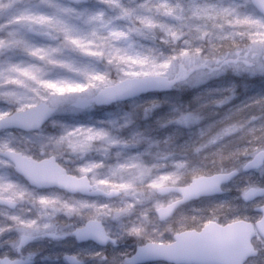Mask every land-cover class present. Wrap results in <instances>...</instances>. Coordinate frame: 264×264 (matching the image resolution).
I'll return each instance as SVG.
<instances>
[{
    "label": "clouds",
    "instance_id": "1",
    "mask_svg": "<svg viewBox=\"0 0 264 264\" xmlns=\"http://www.w3.org/2000/svg\"><path fill=\"white\" fill-rule=\"evenodd\" d=\"M171 8L174 22L162 24L146 50L109 45L92 58L116 80L140 78L137 60L147 59L152 83L131 94L83 112L57 107L28 125L15 117L37 86L6 79L0 264H130L150 238L173 234L194 213L199 223L192 226L208 219L246 226L221 264H264V0L195 7L176 0ZM96 107L106 111L93 119ZM98 130L106 135L98 139ZM96 143L148 157L141 177L120 181L133 187L118 190L99 177L80 147ZM37 156L58 158L81 186L34 179L19 161ZM161 181L167 190L157 189ZM194 181L202 186L193 188ZM97 222L101 231H89Z\"/></svg>",
    "mask_w": 264,
    "mask_h": 264
},
{
    "label": "rangeland",
    "instance_id": "2",
    "mask_svg": "<svg viewBox=\"0 0 264 264\" xmlns=\"http://www.w3.org/2000/svg\"><path fill=\"white\" fill-rule=\"evenodd\" d=\"M175 2L88 0L86 4H70L64 0H0V91L5 90L6 79L7 83H17L21 87L26 82H33L37 86L33 93L36 98L25 108L43 102L50 112L61 106L82 112L92 109L95 93L118 81L100 73L92 58L98 57L100 49L109 45L146 50V46L151 44L149 37L158 33L162 24L171 26L174 22L171 5ZM182 2L195 7L205 0ZM211 2L227 6L230 0ZM236 2L243 4L244 0ZM139 29L147 30L150 36L144 39L137 32ZM137 62L144 70L141 76L155 71L147 59ZM49 89L54 91L45 95ZM78 99L87 100L89 106L80 108L76 103ZM105 111L103 107H96L91 113L92 118L102 117ZM80 119L86 120L87 117L81 116ZM47 130L53 131L52 125H47ZM94 135L99 139L106 132L98 130ZM80 147L97 165L99 177L104 182L113 181L118 190L133 187L131 181L120 182L126 174L139 178L146 170L144 161L148 157L127 153L124 145L119 152L114 143H96L95 148L90 144ZM43 157L48 156L35 159ZM55 159L60 165L59 159ZM160 162L166 163L163 158ZM160 185H164L162 181L156 187ZM198 215L194 213L184 222L185 225L195 223ZM201 225L193 228L198 229ZM171 236L166 233L162 238H150L148 241L169 242Z\"/></svg>",
    "mask_w": 264,
    "mask_h": 264
},
{
    "label": "water",
    "instance_id": "3",
    "mask_svg": "<svg viewBox=\"0 0 264 264\" xmlns=\"http://www.w3.org/2000/svg\"><path fill=\"white\" fill-rule=\"evenodd\" d=\"M77 4L75 0H64ZM87 0H81L85 3ZM147 76L131 77L117 81L114 84L99 89L95 94L94 104L111 100L116 96L131 94L141 87L151 84ZM80 107H85L87 101L78 99ZM37 113H39L37 115ZM48 106L39 102L17 113L15 119L28 124L40 125L48 116ZM20 166L34 179L44 182H55L70 187L81 186V182L74 175H67L54 157L39 160L31 157H21ZM200 181H194L192 187H201ZM158 190H167L166 185H160ZM89 231L99 233V222L90 225ZM246 226L241 221L219 224L208 221L198 230L184 229L174 233L168 243L148 241L139 253L132 255L130 264H145L164 261L170 264H221L230 254L233 246L244 238Z\"/></svg>",
    "mask_w": 264,
    "mask_h": 264
},
{
    "label": "trees",
    "instance_id": "4",
    "mask_svg": "<svg viewBox=\"0 0 264 264\" xmlns=\"http://www.w3.org/2000/svg\"><path fill=\"white\" fill-rule=\"evenodd\" d=\"M139 33H141L140 35L144 38V39H147L149 36H150V33L145 30V29H139V31H137ZM134 176V175H133ZM199 216V215H198ZM198 216H197V221L195 223H192V224H189V225H186L185 227H194L192 225H196L199 223L198 221ZM201 225V224H200Z\"/></svg>",
    "mask_w": 264,
    "mask_h": 264
},
{
    "label": "snow or ice",
    "instance_id": "5",
    "mask_svg": "<svg viewBox=\"0 0 264 264\" xmlns=\"http://www.w3.org/2000/svg\"><path fill=\"white\" fill-rule=\"evenodd\" d=\"M39 113H37V115H38Z\"/></svg>",
    "mask_w": 264,
    "mask_h": 264
}]
</instances>
